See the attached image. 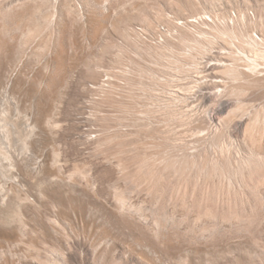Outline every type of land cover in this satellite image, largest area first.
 I'll use <instances>...</instances> for the list:
<instances>
[{"label": "rangeland", "instance_id": "1", "mask_svg": "<svg viewBox=\"0 0 264 264\" xmlns=\"http://www.w3.org/2000/svg\"><path fill=\"white\" fill-rule=\"evenodd\" d=\"M0 264H264V0H0Z\"/></svg>", "mask_w": 264, "mask_h": 264}]
</instances>
